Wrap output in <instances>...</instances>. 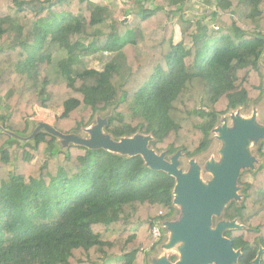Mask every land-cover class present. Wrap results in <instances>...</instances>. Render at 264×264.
Listing matches in <instances>:
<instances>
[{
    "label": "trees",
    "instance_id": "16d2710c",
    "mask_svg": "<svg viewBox=\"0 0 264 264\" xmlns=\"http://www.w3.org/2000/svg\"><path fill=\"white\" fill-rule=\"evenodd\" d=\"M188 1L0 0V264L159 258L164 237L152 229L165 234L181 217L173 177L140 155L32 135L43 123L36 108L61 109L47 125L62 135L85 140L105 121L113 142L150 136L167 162L181 152L182 171L183 159L204 155L225 116L264 97V0H201L214 8L200 20L185 18ZM104 54L101 70L82 62ZM253 146L260 163L253 156L240 199L212 220L242 226L223 233L236 264H253L260 250L264 264V139Z\"/></svg>",
    "mask_w": 264,
    "mask_h": 264
},
{
    "label": "water",
    "instance_id": "95a60500",
    "mask_svg": "<svg viewBox=\"0 0 264 264\" xmlns=\"http://www.w3.org/2000/svg\"><path fill=\"white\" fill-rule=\"evenodd\" d=\"M233 128H228L227 118L214 129L216 140L223 142L221 150L222 163L206 165L214 180L203 187L199 179V166L195 160L189 161V170L179 169L181 152L165 161V153L157 154L148 147L150 136H135L113 142L103 135L105 121H98L86 130L88 139L66 136L55 131L51 126L41 123L33 132L35 136L40 130L62 139L65 144L74 143L89 149H104L108 152L137 156L140 155L147 166L158 172L167 173L175 179L173 204L181 210V217L176 222L165 223L169 237L162 250L170 251L178 244L179 259L174 263L166 256H161L153 264H236L240 252L235 251L232 242L223 236L226 230L242 229L236 221L218 222L212 227L213 218L221 216L223 209L232 201H238L240 196L237 180L245 169L253 170L256 159L249 151L250 147L264 139V126L256 125V112L250 119H243L238 112L230 115ZM262 250L259 251L253 264H260Z\"/></svg>",
    "mask_w": 264,
    "mask_h": 264
},
{
    "label": "rangeland",
    "instance_id": "374dc122",
    "mask_svg": "<svg viewBox=\"0 0 264 264\" xmlns=\"http://www.w3.org/2000/svg\"><path fill=\"white\" fill-rule=\"evenodd\" d=\"M121 2V4H127L130 5L132 2H134V0H119ZM146 7H148L147 9H149V6L146 5ZM214 7H208L206 4H204V2H202L201 0H189L187 3V6L184 10V16L186 19L188 20H200L201 18H205V10H210L213 9ZM121 19H123V15H120ZM130 17H127V20ZM130 20V19H129ZM204 23L205 22H209V19H204ZM223 31H226L225 28H223ZM178 28L176 27L175 29V40H178L179 35H178ZM105 57H102L101 55L99 56H95V57H91V58H85L82 60L84 66L87 69H95V70H101L103 65H104V61L106 60V54H104ZM261 64H262V74L264 77V56L262 57L261 60ZM255 110H251L249 112H240V116L243 119H250L252 114L254 112H256V125L258 126H264V97L260 103V105L257 108H254ZM36 110V116L35 119L39 120L43 123L46 124H50L52 125L54 120V116H57L61 113V109H57V110H49L46 108H42V109H35ZM225 118H227V125L228 128H233V123L230 120V114L225 116ZM92 127V126H91ZM91 127H88V130H91ZM85 133V132H84ZM85 136L88 137L89 135L87 133H85ZM214 137V134H213ZM213 144L210 147V149L202 156H199L197 158H195V162L198 164L199 166V179L201 181V184L203 185V187H207L208 184L210 182H212L214 180V177L212 175V173L210 171L207 170L206 165L210 164V163H214L216 166L221 165L222 163V155H221V150L223 149V142L216 140L215 138H213ZM249 151L252 153V155L254 157H256L258 164L260 163V158L258 157L256 151H257V147L256 146H252L250 147ZM257 164V165H258ZM256 165V166H257ZM255 166V167H256ZM181 169H183L184 172H187L189 170V163L188 160L183 159L181 162ZM248 173L249 177H250V171L245 169L242 171V174H246ZM161 235L164 237V243L167 242L169 234L166 232L165 234ZM182 246V244H178L176 247L172 248L170 251H165V250H160L159 251V257L161 256H166L168 258H170L171 256H176L177 259H179L178 255H179V251L178 249Z\"/></svg>",
    "mask_w": 264,
    "mask_h": 264
},
{
    "label": "built area",
    "instance_id": "2783aa9c",
    "mask_svg": "<svg viewBox=\"0 0 264 264\" xmlns=\"http://www.w3.org/2000/svg\"><path fill=\"white\" fill-rule=\"evenodd\" d=\"M152 235L155 237V238H160L161 236V230L158 226H155L153 229H152Z\"/></svg>",
    "mask_w": 264,
    "mask_h": 264
}]
</instances>
